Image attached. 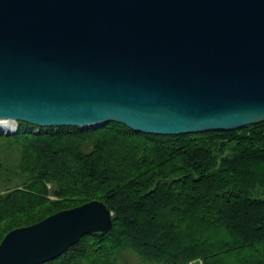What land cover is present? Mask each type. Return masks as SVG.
Instances as JSON below:
<instances>
[{
    "label": "water",
    "instance_id": "1",
    "mask_svg": "<svg viewBox=\"0 0 264 264\" xmlns=\"http://www.w3.org/2000/svg\"><path fill=\"white\" fill-rule=\"evenodd\" d=\"M0 121L178 136L264 122V0H0ZM93 200L9 232L45 264L114 226Z\"/></svg>",
    "mask_w": 264,
    "mask_h": 264
},
{
    "label": "trees",
    "instance_id": "2",
    "mask_svg": "<svg viewBox=\"0 0 264 264\" xmlns=\"http://www.w3.org/2000/svg\"><path fill=\"white\" fill-rule=\"evenodd\" d=\"M0 182V244L93 200L113 213L45 264H264V122L178 136L21 122L0 133Z\"/></svg>",
    "mask_w": 264,
    "mask_h": 264
},
{
    "label": "built area",
    "instance_id": "3",
    "mask_svg": "<svg viewBox=\"0 0 264 264\" xmlns=\"http://www.w3.org/2000/svg\"><path fill=\"white\" fill-rule=\"evenodd\" d=\"M3 122L5 124H3ZM9 122L10 121H0V133L3 134V135H5V136H13V135L17 134L18 133V130H19L18 123H16L15 128H14V127H9L7 125ZM35 132L36 133H39L40 132V129H37Z\"/></svg>",
    "mask_w": 264,
    "mask_h": 264
},
{
    "label": "rangeland",
    "instance_id": "4",
    "mask_svg": "<svg viewBox=\"0 0 264 264\" xmlns=\"http://www.w3.org/2000/svg\"><path fill=\"white\" fill-rule=\"evenodd\" d=\"M4 188L5 186L0 182V191H2ZM125 259L127 264H144L137 256L133 254L131 255V253L126 254Z\"/></svg>",
    "mask_w": 264,
    "mask_h": 264
},
{
    "label": "bare ground",
    "instance_id": "5",
    "mask_svg": "<svg viewBox=\"0 0 264 264\" xmlns=\"http://www.w3.org/2000/svg\"><path fill=\"white\" fill-rule=\"evenodd\" d=\"M3 124H5V123L3 122ZM7 125L9 127H14L15 128L16 123L14 121H10Z\"/></svg>",
    "mask_w": 264,
    "mask_h": 264
}]
</instances>
